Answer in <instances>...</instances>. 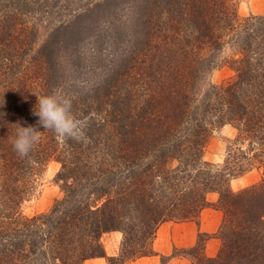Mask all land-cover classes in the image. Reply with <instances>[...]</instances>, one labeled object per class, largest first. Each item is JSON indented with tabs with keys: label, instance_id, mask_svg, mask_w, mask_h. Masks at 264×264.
<instances>
[{
	"label": "trees",
	"instance_id": "trees-1",
	"mask_svg": "<svg viewBox=\"0 0 264 264\" xmlns=\"http://www.w3.org/2000/svg\"><path fill=\"white\" fill-rule=\"evenodd\" d=\"M139 1L132 76L135 85L153 81L154 90L134 107H112L109 120L87 116L104 105H77L72 111L82 135L59 142L34 115L37 98L52 94L55 84L48 59L33 54L34 20L48 13L49 0H0V264H84L105 257L100 239L111 231H121L123 239L119 258L108 259L110 264L147 257L150 245L142 248L138 240H150L164 222L196 219L211 192L218 194L215 208L223 214L222 246L207 257L197 244L189 250L196 251L193 264H264V16L242 20L237 0ZM233 33L232 44L245 51L236 79L200 96L199 75L214 66L200 52H220ZM178 43L174 53L170 48ZM153 68H162L159 79L147 76ZM133 92L140 101V91ZM16 123L42 132L24 157L11 143ZM226 123L236 125L246 150L238 147L231 163L227 158L223 169L206 171L199 165L209 127ZM52 159L61 164L63 198L49 212L27 217L22 204L34 197ZM174 160L180 165L168 169ZM253 161L263 168L261 180L232 192L230 180Z\"/></svg>",
	"mask_w": 264,
	"mask_h": 264
},
{
	"label": "rangeland",
	"instance_id": "rangeland-1",
	"mask_svg": "<svg viewBox=\"0 0 264 264\" xmlns=\"http://www.w3.org/2000/svg\"><path fill=\"white\" fill-rule=\"evenodd\" d=\"M49 4L51 7L48 13L34 20L37 27V37L34 39L33 54H37L36 56L40 58L44 55L43 59H48L50 70L53 73L56 72L55 84L53 83L52 86L53 92L59 91L71 98L73 108H76L77 105L84 108L86 104L104 105L99 114H87L88 118L91 117L95 120H98L99 117L109 120L112 116H107V113L111 111L112 107L119 108L120 103L128 104L129 102L131 108L134 107V103H142L143 98H148L147 95H150V91L154 90L155 83L144 79L143 82L135 85L136 79L132 76L134 74L133 57L130 56V50L133 49L135 39L138 37L135 32L138 28L137 20L140 14L138 10L142 6L139 0H49ZM236 12L242 20L262 17L264 16V0H237ZM61 26L65 28V31ZM228 37L231 38V41H228L220 52L207 48L200 52L203 58H210L214 63L210 70L204 69L199 75L197 93L200 96L210 86L228 85L236 79L235 68H237L238 61L243 59L245 51L241 54L242 50H238V47L233 45L232 40L236 38L234 33ZM139 41L141 43L142 40L139 38ZM54 43L56 46L53 50L46 49L50 44L53 46ZM174 45L171 46L170 50L175 53L180 45L179 43L177 47ZM164 50L167 51L168 49L164 48ZM169 54L170 51H167L166 57ZM155 55L157 61L159 55ZM160 70L162 68L148 70L147 76L152 74L154 80L159 79L160 75L157 71ZM115 80L118 81L115 82ZM56 85L58 86L55 87ZM133 90H139L142 94V96L139 95L140 101L134 96ZM108 93L109 95L105 96ZM101 102L103 103L100 104ZM113 103H115L114 106H111L110 104ZM81 128H83L82 122ZM209 130V138L203 149L199 167H203L206 171L215 172L223 169L227 158L229 162H232L238 147L245 151L247 142L237 140L238 130L236 125L232 123H226L216 128L209 127ZM57 141L61 142V139L57 137ZM143 152L145 153V151ZM249 156L251 155L249 154ZM253 162L254 166L243 167L244 169L249 168L248 171L240 177L230 180L229 185L232 192L238 193L261 180L263 168L255 161ZM145 163L146 160L140 163V166H145ZM178 165H180L179 162L174 160L166 166L168 169H176ZM135 167L139 170L143 169V167ZM60 168L61 164L54 159L45 165L44 171L38 179L34 197L22 204L21 209L25 216L33 217L47 213L57 201L63 198L62 182L58 180ZM244 176H246L245 179L239 182L234 181ZM232 181L233 184L231 185ZM217 200L218 194L216 192L208 193L206 195L208 206L198 212L196 219L192 221H167L159 225L150 240L146 237L138 238L139 245L144 244L142 248L150 245L151 255L132 258L125 263L118 261L112 262V264H193L196 263V260L191 256L196 251L190 252L189 250L199 244V248L202 247L204 255L207 256L205 244L211 238L218 242L217 255L222 246L219 231L223 221L222 212L215 208ZM209 209L219 211L222 215L221 223L213 234H198L194 246L190 248L173 246L170 248L169 254L166 255L156 250L155 245L159 242H157L159 229H162L167 223H170L168 227L170 230L175 229V224L198 223L202 211ZM127 221L129 222V220ZM128 226L131 228L130 222ZM132 230L135 231L136 229ZM132 230L130 232H133ZM163 230L165 233H162L160 240L170 231L167 228H163ZM199 235H203V237L199 238ZM122 239L123 233L121 231L102 234L100 242L105 257L91 259L84 264H110L108 259L119 258Z\"/></svg>",
	"mask_w": 264,
	"mask_h": 264
},
{
	"label": "clouds",
	"instance_id": "clouds-1",
	"mask_svg": "<svg viewBox=\"0 0 264 264\" xmlns=\"http://www.w3.org/2000/svg\"><path fill=\"white\" fill-rule=\"evenodd\" d=\"M72 99L59 91L37 98L34 115L39 118V125L52 130L61 140L82 135L81 121L73 114ZM17 128L11 139L13 149L21 156H27L33 146L40 141L41 131L34 126Z\"/></svg>",
	"mask_w": 264,
	"mask_h": 264
},
{
	"label": "crops",
	"instance_id": "crops-1",
	"mask_svg": "<svg viewBox=\"0 0 264 264\" xmlns=\"http://www.w3.org/2000/svg\"><path fill=\"white\" fill-rule=\"evenodd\" d=\"M248 176V175H247ZM246 176L238 178L234 181H241L245 179ZM233 181L231 182V185ZM222 215L219 211L214 210H203L200 215V220L198 223H180L175 224L174 230H170L169 224L167 223L163 228L170 230L163 239H159L163 232V228L159 229L157 232V242L155 245L156 250H159L160 253L166 255L169 254L170 248L173 246L190 248L194 246L195 240L198 234H213L219 224L221 223ZM167 226V227H166ZM218 250V242L216 239L211 238L205 244V253L208 257H214Z\"/></svg>",
	"mask_w": 264,
	"mask_h": 264
}]
</instances>
